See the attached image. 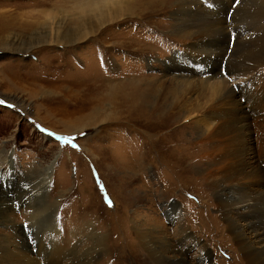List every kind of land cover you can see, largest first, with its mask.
Wrapping results in <instances>:
<instances>
[{"label": "rangeland", "instance_id": "1", "mask_svg": "<svg viewBox=\"0 0 264 264\" xmlns=\"http://www.w3.org/2000/svg\"><path fill=\"white\" fill-rule=\"evenodd\" d=\"M79 1L0 0V239L21 249L17 233L24 232L32 246L28 252L39 259L38 240L63 250L87 249L93 243L86 237L104 235L114 249L100 264H132L130 250L141 228L149 236L159 230L183 239L191 246L189 261L201 259L196 244L201 241L215 264H235L231 245L221 240L220 232L229 231L218 198L204 182L181 173V181L170 184L164 157L158 166L149 157L147 168L137 166L149 149L152 119L145 114L154 89L175 86L177 99L189 108L202 101L200 89L182 81L202 79L204 73L184 72L190 78L175 79L170 66L177 58L188 62L189 50L202 46L200 37H186L176 28L191 34L197 31L189 27L194 19L204 22L206 16L229 22L234 8L227 11L222 2L210 7L202 0H156L161 5L155 12L118 18L76 43H46L47 31L62 32L90 19L80 17L85 10ZM237 2L241 6L244 0ZM215 30L227 36L219 25ZM225 42L227 64L234 53L230 36ZM186 135L199 139L193 126ZM34 207L42 212L33 215ZM52 213L54 231L48 220ZM42 232L51 234L41 238ZM117 246L129 250L125 258Z\"/></svg>", "mask_w": 264, "mask_h": 264}, {"label": "bare ground", "instance_id": "2", "mask_svg": "<svg viewBox=\"0 0 264 264\" xmlns=\"http://www.w3.org/2000/svg\"><path fill=\"white\" fill-rule=\"evenodd\" d=\"M217 2L226 4L227 11L230 7L234 8L233 12L236 13L232 20L224 22L222 17L206 16V21L196 22L195 18L189 27L197 31L191 34L185 29L184 33L182 26L177 27L176 31L186 37L199 36L202 46L196 48L200 46L197 43L195 48L189 50L188 62L177 58L170 64L173 65L171 70L175 72V79L187 77L184 72L192 75L204 73L202 79L182 81L188 83L192 90L196 87L200 89L202 101L189 108L187 102L177 99L179 91L175 86L155 88L150 110L145 114L146 117L147 114L151 115L152 119L151 125L147 124L150 129L149 149L138 159L137 166L143 170L148 164V157L156 166L163 162L164 157L170 184L175 179L179 183L181 173L192 174L202 180L218 198L217 206L229 231L220 232L221 240L226 239L225 243L228 241L231 245L230 250L236 257L235 264H264V76L261 71L264 70V0H255L254 3L244 0L241 6L237 0H202L200 4L213 7ZM78 4L85 10V15L80 17L90 19L74 22L73 26L62 32L55 31L53 34L47 31L44 35L46 43H76L118 18L139 16L147 10H151L149 13L155 12L161 2L80 0ZM182 18V15H178L179 23L184 22ZM85 24L92 25L88 27ZM218 25L223 33L230 36L233 47L234 56L227 64L223 61L229 50V45L223 43L227 36L223 39L221 34H217L219 31L215 29ZM214 34L216 39L211 40ZM216 75L217 78H214ZM169 82L173 84L174 79ZM182 119L184 121L172 128L171 125ZM190 126L196 127L198 140L187 137L186 130ZM8 162L11 165L10 159ZM52 168L50 166L44 173L45 185L49 183ZM209 200L213 202L214 199L209 197ZM39 207L32 208L33 215L42 212ZM174 207L172 204L170 208ZM55 217L52 213L48 218L51 231L55 230ZM136 230L130 253L138 264H215L213 253L206 243L196 240L201 259L192 262L187 258L191 246L183 244V239L174 240L159 230H152L155 231L152 236L141 228ZM17 234L21 238V249L0 239V264H100L101 258L114 249L110 250L107 237L91 233L86 238L93 246L87 249L77 246L72 250H63L51 244L48 247V244L38 240V259L28 252L32 246L25 233ZM50 234L42 232L40 237L45 238L44 235ZM116 250L120 252L119 256L125 258L126 247L117 246Z\"/></svg>", "mask_w": 264, "mask_h": 264}, {"label": "snow or ice", "instance_id": "3", "mask_svg": "<svg viewBox=\"0 0 264 264\" xmlns=\"http://www.w3.org/2000/svg\"><path fill=\"white\" fill-rule=\"evenodd\" d=\"M2 103H4V101L3 100H0V104H2ZM14 107V106H13Z\"/></svg>", "mask_w": 264, "mask_h": 264}]
</instances>
